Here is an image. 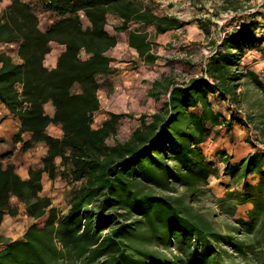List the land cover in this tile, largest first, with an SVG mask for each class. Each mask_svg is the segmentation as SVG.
Here are the masks:
<instances>
[{
	"label": "trees",
	"instance_id": "obj_1",
	"mask_svg": "<svg viewBox=\"0 0 264 264\" xmlns=\"http://www.w3.org/2000/svg\"><path fill=\"white\" fill-rule=\"evenodd\" d=\"M41 9L58 19L47 30L39 28L35 9L22 0H11L0 14V43H18V60L0 51V102L20 122L13 142L26 150L37 142L47 146L40 167L29 168L22 179L13 164L3 166L0 156V225L5 213L18 214L16 198L24 213L33 219L45 217L42 225L30 224L21 238L0 234V264H232L214 242L231 244L237 264H264V147L255 148L240 163H231L224 151L222 172L234 185L243 183L236 194L237 204L250 203L246 219H237V236L229 240L215 231L208 219L193 212L180 198L159 193L180 186L195 192L219 175L203 143L230 131L239 109L229 119L214 108L212 97L237 100L244 78L263 88L241 59L257 48L263 37L255 31L257 15L244 14L235 26L215 43L202 75L187 82L163 77L152 82L149 96L166 94L162 106L142 114L125 139H119L122 113H109L97 127L93 116L100 107L98 76L113 72L107 51L117 39L105 26L107 15L122 19L117 30H126L129 21L153 25L157 33L183 27L186 22L172 15H157L136 0H42ZM259 17H262L260 14ZM82 18L89 25L84 27ZM203 30L207 31L205 26ZM51 41L63 44L56 66H44ZM128 43L140 59L153 64L147 33L130 31ZM87 54L85 59L80 53ZM54 108L52 116L45 104ZM246 113L259 131L264 145V120ZM50 124L59 125L61 137L48 134ZM30 133L23 141L22 133ZM112 139L111 142H108ZM57 176L69 185L67 209L58 212L50 197L41 195L42 174ZM248 177L250 180L248 181ZM150 241L179 253L174 261L143 248Z\"/></svg>",
	"mask_w": 264,
	"mask_h": 264
},
{
	"label": "rangeland",
	"instance_id": "obj_2",
	"mask_svg": "<svg viewBox=\"0 0 264 264\" xmlns=\"http://www.w3.org/2000/svg\"><path fill=\"white\" fill-rule=\"evenodd\" d=\"M136 1L141 4L142 8L150 9L153 12L155 10H166V7H160L161 4L157 0ZM189 1L191 2V6H193L194 16L198 15L199 17H194L193 19V21H197V27L194 28L193 40L185 42V37L182 39L177 36L175 40L159 44L152 38L150 40L148 39L150 42V51L157 55L159 59H156L153 64H146L143 69H140L138 79H136V82L129 90V96L123 95L121 88L118 87L117 89L119 90L115 89V82H118L120 79L116 74L110 75L109 77L106 76V78L98 76L97 78L102 84L101 91H98L102 108L93 117L92 127L97 128L105 120L102 114L105 112L104 107L108 104L114 111L113 113L124 114V117L117 126V137L119 139L127 138L132 128L139 123L142 114L147 115L148 120V116L158 110L167 99V95L164 93L158 99L149 96L148 92L154 80L171 76L175 81L185 83L192 78L201 76L208 56L213 53L215 43H218L220 37L232 29L233 24L242 15H257L258 22H264V0ZM10 2L11 0H0V14ZM41 5L42 0H35L31 4L39 16L42 13ZM260 14H262V17H259ZM83 22H86L85 18H83ZM185 22L188 23L187 21ZM202 26H205L207 31L203 30ZM257 27H260V29H255L259 34L258 37L261 36L264 38V26L259 25ZM183 34L182 32L180 36ZM251 51L260 55H258V58H250L248 60H243V57L241 62L249 61V65H245L243 69L252 71L261 81L263 88L257 86L251 78H244L243 84L238 90V92L243 93L240 95V108L237 106V100L231 101L227 98L212 97L214 108L225 119H229L231 114L239 109L241 113H251L257 119H260L259 115H263L261 119L264 120V39L258 43L257 48L251 49ZM157 53H160V55ZM139 60L138 57L134 58L131 60L129 66L137 71L138 68H141ZM249 66H252V69ZM115 92H118L120 95H115ZM110 96L115 98L114 105L109 103ZM105 113L109 115L111 112ZM226 136L233 140V142H236L237 126ZM224 137V133L222 135L214 134L209 138L208 143L203 146L206 157L219 167V175L209 177L208 185L204 189L192 192L180 186H175L173 187L174 190L170 192L160 189H157V192L180 198V201L185 206L192 208L193 212L204 215L212 224L215 231L233 241L237 236V219H246L247 211L238 206L236 194L232 196L226 195L227 191L237 192V185H234L230 178H227L226 181H231V184L226 185L223 184L222 180H217L223 176L222 169L224 167L223 161H220L218 157V153L222 150L227 155L225 146H223V143L227 141L226 139L224 141L222 140ZM111 141L112 139H109L108 142ZM247 141L253 148L264 147L263 143L258 138H255V134L253 133L252 135L249 134ZM68 189L69 185L66 181L58 176L50 182L49 187L44 191V195H49L48 197L51 198L52 204L57 208L58 212H65L67 209L66 192ZM214 243V245H218L221 250L227 253L228 256L225 257L227 263L237 264V256L231 244L225 242V239H220ZM143 244V248L155 253L157 256H164L171 262L179 256V253L173 245L165 247L150 241Z\"/></svg>",
	"mask_w": 264,
	"mask_h": 264
},
{
	"label": "crops",
	"instance_id": "obj_3",
	"mask_svg": "<svg viewBox=\"0 0 264 264\" xmlns=\"http://www.w3.org/2000/svg\"><path fill=\"white\" fill-rule=\"evenodd\" d=\"M22 1H24L29 5L35 2V0H22ZM157 2L161 4L160 7H166V10L163 11L155 10L154 11L155 14L172 15L177 17L179 20H184L187 21L188 23H186L181 28L170 29L163 33H157L153 25H145L141 22L129 21L127 23L126 30L119 31L116 29V27L122 24V19L114 14L107 15V24L105 26V29L109 33V35L115 36L117 39L115 46H113L107 51V55L111 58L110 66L113 69V72L109 74L107 77L116 74L120 78L118 82H115V89H117L118 87L121 88L122 94L125 96H129L130 93L129 90L131 86L136 82V79H138L140 69H143L144 66L146 65V63L140 59L136 49L131 47L128 43V34L130 31L147 33V39L150 40L152 38L156 43L159 44H164L166 42H169L170 40H175L177 36L181 37L182 39L183 37H185L184 39L185 42H190L193 40L194 28L197 27L196 26L197 21L196 20L193 21V19L194 17L195 18H199V17L198 15L194 16L193 6H191V2L189 0H157ZM35 13L39 20V28L42 31L47 30L58 19V17L53 13L42 11L40 16L37 14L36 11ZM192 22H196V23H192ZM82 23L84 27L89 25V22L87 20L86 22H83V18H82ZM235 23L233 24V27L235 26ZM259 25L264 26V22H260L257 26ZM257 29H260V27H257ZM182 32L184 34L180 36ZM197 32L199 33L198 29ZM17 47H18L17 42L8 43V44L0 43V51H4L7 54L11 55L14 60H18ZM49 47H50V51L45 56L44 66L47 67L48 69H52L56 66L57 59L59 55L65 50V46L63 44L51 41L49 43ZM157 54L160 55V53ZM258 55L260 54H256L251 50H249L244 55L243 60L246 59L248 60L250 58H258ZM80 57L82 59H85L87 57V54L81 52ZM136 57L140 59L139 61L141 63L140 66L141 68H138L137 71L129 66L131 60H133ZM157 59H159V57ZM248 62L244 61L241 62V64L243 65V67L245 65L248 66L249 65ZM249 68L252 69V66H249ZM103 78H106V76H103ZM100 89L98 90L99 92L101 91ZM115 95H120V94L118 92H115ZM114 99L115 98L113 96H110L109 103H111V105H114L113 103ZM101 108L102 106L100 105L98 111H100ZM104 109L105 112L108 113L114 112L108 104L104 107ZM45 112L49 116L53 115L54 108L51 105V103L45 104ZM96 112L94 113V116ZM105 112L102 114L104 115V119H106L108 115ZM250 115L253 114L250 113ZM237 118H239L240 120L237 121L234 120L232 129L230 131L225 132L224 129H220L218 133V135H222L223 133L225 134V137L222 140L224 141L226 139L227 141L223 143V146H225L224 148L227 154L226 156H228L229 161L233 164L240 163L244 158H246V156L249 153L255 151V148H253L252 145L249 144V142L247 141V137L249 136V134L252 135L253 133L255 134V138H259L258 129L254 127L253 123L247 120L245 112L244 113L240 112L237 115ZM236 126H237V139H235L236 142H233V140H231L226 135H228V133H230ZM19 128H20V122L18 118L14 117L5 107V105L0 102V156L5 153H9L8 156L4 157L1 160V162L3 166H6V164H13L15 166V172L22 179H27L29 177V172H28L29 168L40 167L41 159L46 154L47 146L43 142H37L32 147L23 150L22 142L20 141L13 142L12 140V137L19 132ZM47 132L51 136L58 138L61 137L62 135V130L59 125L50 124L47 127ZM22 139L23 141L29 140L30 133L28 132L22 133ZM208 140L210 139H207L202 146L207 144ZM261 149H263V147H261ZM227 178L230 177L223 173V176L219 177V179L217 180H222L223 184L225 185L231 184V181H228L229 183L226 181ZM247 180L249 181L250 177H248ZM51 181L53 180L49 179L46 173L42 174L41 182L43 189L41 191V195H44V191L47 189V187H49ZM242 186L243 183L237 185V189L243 191ZM12 202L18 204V214L15 216H11L7 213L4 214L2 223L0 225V234L14 240L21 238L25 229L30 224L38 223L37 221H42L41 223L42 225L45 220V217H41L38 219L30 218L24 213L23 204L18 203L16 198H12ZM238 206L248 211L252 205L250 203H245V204H239ZM3 247L4 244L0 243V250H2Z\"/></svg>",
	"mask_w": 264,
	"mask_h": 264
},
{
	"label": "built area",
	"instance_id": "obj_4",
	"mask_svg": "<svg viewBox=\"0 0 264 264\" xmlns=\"http://www.w3.org/2000/svg\"><path fill=\"white\" fill-rule=\"evenodd\" d=\"M37 222H38V223H37L38 225H41V223H42V221H37Z\"/></svg>",
	"mask_w": 264,
	"mask_h": 264
}]
</instances>
